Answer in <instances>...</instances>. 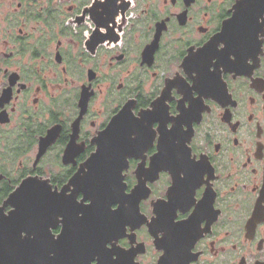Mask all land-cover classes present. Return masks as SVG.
Here are the masks:
<instances>
[{"label": "flooded vegetation", "instance_id": "flooded-vegetation-1", "mask_svg": "<svg viewBox=\"0 0 264 264\" xmlns=\"http://www.w3.org/2000/svg\"><path fill=\"white\" fill-rule=\"evenodd\" d=\"M261 18L264 0H0V213L28 180L89 206L75 177L99 145L106 156L118 118L115 132L132 144L114 163L121 179L104 230L74 264L106 238L118 264H264ZM220 42L236 62L217 58ZM194 71L199 91L186 95L180 82L195 87ZM185 153L199 164L187 176L176 166ZM121 187L134 193L112 219ZM173 215L183 226L169 231Z\"/></svg>", "mask_w": 264, "mask_h": 264}, {"label": "water", "instance_id": "water-1", "mask_svg": "<svg viewBox=\"0 0 264 264\" xmlns=\"http://www.w3.org/2000/svg\"><path fill=\"white\" fill-rule=\"evenodd\" d=\"M117 121L118 118H114L108 128L106 156L101 157L99 145L89 172L75 177V180L81 177L83 182L85 180L88 190L83 193L88 197L84 200L89 196L95 198L93 207H77L78 204L63 198V194L51 192L45 182H24L21 190L4 203L14 210L0 217V264H74L87 253L85 242L89 248L95 246L94 241L99 240L96 235L104 230V201L116 191L121 179L114 163L119 160V152L132 144L131 139H121L115 132ZM54 196L61 199H54ZM81 216L84 218L80 219ZM60 217L63 219L61 232H65L57 244L50 234ZM23 232L26 238L21 236Z\"/></svg>", "mask_w": 264, "mask_h": 264}, {"label": "snow or ice", "instance_id": "snow-or-ice-1", "mask_svg": "<svg viewBox=\"0 0 264 264\" xmlns=\"http://www.w3.org/2000/svg\"><path fill=\"white\" fill-rule=\"evenodd\" d=\"M234 20V18L230 19V22H232ZM258 31L255 33V41L257 44H259L260 46H264V18H261V20L258 23ZM220 48L222 49V51L218 52L220 55H217V58L220 57H225L227 56L228 58H230L233 62L237 61V55L236 53L230 48L229 44L227 42H220L219 43ZM207 53V49H205L203 52H197L195 53V55L193 56V59H200L202 57H205ZM209 59H211L210 57H208ZM215 65L214 64H210L208 65V69L209 68H214ZM207 75L209 77L212 78V72L208 71ZM195 77L194 80L192 81L195 85V87L193 88H188L187 84L183 81L180 82V87H183L185 89V93L190 94L193 91H199L198 89V85L197 82L201 79L200 74L198 72H192L191 73V77ZM143 118H147V116L143 117ZM173 123H176L175 121ZM171 127V126H170ZM157 139L156 134L153 133L152 136V140L155 141ZM151 147V144L150 146ZM161 141L158 143V150L157 152H154L153 155L158 158L161 155ZM189 154L185 153L183 157L180 158V161L178 163V165H176L180 171L184 172V175L187 176L189 171L192 169H195L197 167H199V164L197 161L193 160V159H189L188 158ZM178 186L183 188L184 187V182L181 181L178 183ZM198 185L193 186L190 189V193H189V200L188 203L183 206L182 208H180V211H183L185 213L188 212V209L192 207V200L195 199L196 197V189H197ZM126 193V189L124 187H121L120 189V194L119 197H121L122 199H115L113 200V202L109 203L107 206V215L109 217H111L112 219H118L120 217L121 211H117L115 210L112 205L113 204H120L121 208H122V201L123 200H131L133 193L130 194H125ZM54 199H61V197H53ZM95 198H88V205H89V209H91L93 207V200ZM169 201H172V203H175L174 199H170L168 197ZM167 208L170 207L169 203H165L164 204ZM77 207H83V205H77ZM264 210V209H261ZM173 212H175V208H173ZM0 217H3V213H0ZM84 216H81L80 219H83ZM184 219H187V216L184 217ZM54 226V225H53ZM183 225L181 223V220L177 219V217L175 215H173L170 218V224L168 225L169 231H176L179 228H181ZM65 230L63 232H57L55 233V239H52L54 242H56L57 244H59L61 242V237L63 236ZM51 237V234H50ZM26 238V237H25ZM52 238V237H51ZM115 246V239H109L106 238L102 241V249L100 250V252L96 255L90 256L88 258L87 264H97V262H99V264H101V261H105V264H108V261L110 259V261L112 262V264H118V259H117V255L113 254L110 256L107 254L113 253V251H109V249H114Z\"/></svg>", "mask_w": 264, "mask_h": 264}]
</instances>
